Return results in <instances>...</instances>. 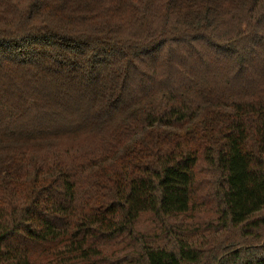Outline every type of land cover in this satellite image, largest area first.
<instances>
[{
	"label": "trees",
	"instance_id": "trees-1",
	"mask_svg": "<svg viewBox=\"0 0 264 264\" xmlns=\"http://www.w3.org/2000/svg\"><path fill=\"white\" fill-rule=\"evenodd\" d=\"M0 264H264V0H0Z\"/></svg>",
	"mask_w": 264,
	"mask_h": 264
},
{
	"label": "rangeland",
	"instance_id": "rangeland-1",
	"mask_svg": "<svg viewBox=\"0 0 264 264\" xmlns=\"http://www.w3.org/2000/svg\"><path fill=\"white\" fill-rule=\"evenodd\" d=\"M147 222H145V221H142L141 223H140V225H141V227H146L147 226Z\"/></svg>",
	"mask_w": 264,
	"mask_h": 264
}]
</instances>
